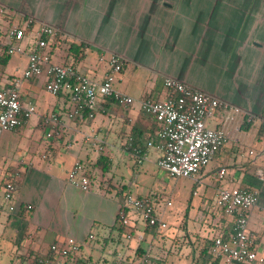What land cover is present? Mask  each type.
Masks as SVG:
<instances>
[{
    "label": "crops",
    "instance_id": "crops-1",
    "mask_svg": "<svg viewBox=\"0 0 264 264\" xmlns=\"http://www.w3.org/2000/svg\"><path fill=\"white\" fill-rule=\"evenodd\" d=\"M28 18L35 23L22 42L24 52L0 51V87L14 88L21 79L17 87L22 102L37 108L20 128L0 138V264H111L119 256L123 264H212L214 238L228 237L236 219L212 207L222 185L258 190L248 228L254 237L252 249L264 257V0H0V36L13 27H27ZM43 23L59 31L50 47L53 61L73 64L92 78L101 80L108 70L102 55L108 59L123 54L126 61L114 89L134 101L101 98L93 118L81 115L55 126L46 123L50 113L65 114L75 102L68 93H50L46 75L23 78L32 36ZM166 77L229 105L208 123L228 128L230 139L193 178L197 183L211 180L212 197L203 220L196 216L179 231L158 230L137 219L133 226H119L121 202L132 194L130 184L141 187L138 178L127 177V170L141 177L156 168L158 174L171 176L158 165L161 150L147 145L159 144V125L142 108L146 97L167 98ZM133 146L148 149V159H137ZM101 156L108 159L106 170L98 165ZM119 156L144 168L132 169ZM77 162L90 173L89 190L68 181ZM119 168L122 175L115 185L112 178ZM221 170L226 171L222 178ZM8 181L17 186L14 211L4 198ZM94 181L101 189L92 188ZM138 190V196H146ZM98 227L102 235L96 233ZM90 234L102 242L89 241ZM69 237L80 242L79 252L65 257L51 250L52 244ZM182 237L180 251L185 252L173 255ZM168 244L172 247L167 253Z\"/></svg>",
    "mask_w": 264,
    "mask_h": 264
},
{
    "label": "built area",
    "instance_id": "built-area-1",
    "mask_svg": "<svg viewBox=\"0 0 264 264\" xmlns=\"http://www.w3.org/2000/svg\"><path fill=\"white\" fill-rule=\"evenodd\" d=\"M27 22V27H13L6 36H0V51L6 54L24 52L22 42L35 19L28 18ZM58 35V29L50 24L43 23L37 28L29 48L28 65L23 73V78L26 79L46 75L50 93H68L75 102V107L65 114L50 113L45 117L46 123L55 126L65 118L75 119L81 115L93 118L101 98L115 97L123 104L134 101L133 97L116 93L114 89V82L126 61L123 54L115 53L108 59L104 55L100 57V61H107L109 67L104 78L98 80L80 72L73 64L53 61L50 47ZM20 83L21 79H18L14 88L0 87V138L4 132L20 128L37 111L33 102L26 105L22 102L17 87ZM164 85L168 92L166 99L146 97L142 102L144 112L153 116L159 125V144L149 141L147 145L161 150L158 165L172 177L195 178L230 139L228 128H214L208 123L218 109L229 108V105L219 97L177 78L166 77ZM85 110L87 114L84 113ZM251 118L252 116L249 120ZM233 119V116L229 117V120ZM250 153L253 154L254 151L251 150ZM132 154L139 160L149 157L148 149L143 150L136 146L132 147ZM225 173V170H221L220 178ZM68 181L83 190H89L91 186V178L81 162H77L70 170ZM16 191L14 182H6L4 198L9 203L10 211L16 210ZM258 199L259 192L253 188L220 187L215 204L225 214L236 219L228 237L219 235L214 238L211 248L215 257H223L227 263L264 262V257L252 249L254 237L248 228L250 210ZM172 205L173 202L168 200L167 206ZM25 207L32 208L30 204ZM135 219L158 230L169 227L164 218V210L154 197L126 194L120 205L118 224L123 227L133 226ZM89 238L94 239L95 235L90 234ZM80 248V242L72 237L67 238L63 244L54 243L51 246L55 254L65 257L79 252ZM123 261V257L119 256L111 264H123Z\"/></svg>",
    "mask_w": 264,
    "mask_h": 264
},
{
    "label": "rangeland",
    "instance_id": "rangeland-1",
    "mask_svg": "<svg viewBox=\"0 0 264 264\" xmlns=\"http://www.w3.org/2000/svg\"><path fill=\"white\" fill-rule=\"evenodd\" d=\"M34 38V35L32 36ZM24 46V45H23ZM120 157V156H119ZM120 159L123 162H128L133 169L134 168H140V172L144 168L142 165H136L133 159H128L125 157H120ZM213 161L210 162V164ZM209 164V165H210ZM208 165V166H209ZM208 166L204 167L203 169H206ZM122 170L126 172L124 169V166H122ZM120 168L116 173V177L112 178L113 183L115 185H118V176L122 175V171ZM116 171V170H115ZM131 171V172H130ZM130 171L127 170L126 175L133 181H135L137 178L140 181L141 187H138L135 184H130L131 193L135 196L137 195V189L138 191H141L143 195L151 196L156 199V201L160 204L161 209L164 210V218L168 222L169 227L165 229L166 231H172L177 230L179 231L181 226H186L187 223L191 225L192 222H194L195 217L197 216L198 220H203V210L206 208V205L209 204L210 198L212 197L210 194L213 192V187L211 186L212 182L211 180H207V182H201L197 183L195 179L191 177H171L167 175L166 173L158 174V170L156 168L146 171L141 175V177H137L136 174H133V171L130 169ZM201 173V172H200ZM199 173V174H200ZM198 174V176H199ZM111 176V175H110ZM205 177H209L207 173L204 174ZM209 184V185H208ZM222 187H225V185H222ZM92 188L94 189H101L99 186V183L94 181L92 183ZM168 200H171L173 202L172 206H167ZM219 210L217 208L216 204L212 206ZM223 214L225 212L221 210ZM231 216V215H230ZM96 233L103 234L101 228H95ZM162 238V237H161ZM89 241L93 242L94 244H99L100 242L88 238ZM182 241H179L178 243H175V246H172L169 244L167 245L166 251L167 253L171 251V253L182 255V253L185 252V249L183 251H180L181 243L184 240V237L181 238ZM187 244H185L186 246Z\"/></svg>",
    "mask_w": 264,
    "mask_h": 264
},
{
    "label": "trees",
    "instance_id": "trees-1",
    "mask_svg": "<svg viewBox=\"0 0 264 264\" xmlns=\"http://www.w3.org/2000/svg\"><path fill=\"white\" fill-rule=\"evenodd\" d=\"M73 47H77V46H74V45H73ZM84 113L87 114V111L85 110ZM98 165H99L102 169L106 170V169L108 168V159H106L104 156H101V157L99 158V160H98ZM88 174H89V176H90V173H88ZM117 222H118V220H117ZM70 255H71V254H70ZM218 259H219V257H216V259L213 261L212 264H217L218 261H219Z\"/></svg>",
    "mask_w": 264,
    "mask_h": 264
}]
</instances>
